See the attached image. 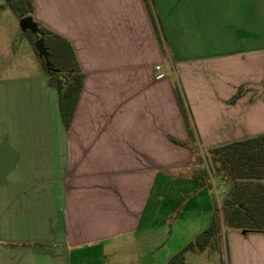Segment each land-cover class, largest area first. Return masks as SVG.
<instances>
[{"label": "crops", "instance_id": "0c3cea01", "mask_svg": "<svg viewBox=\"0 0 264 264\" xmlns=\"http://www.w3.org/2000/svg\"><path fill=\"white\" fill-rule=\"evenodd\" d=\"M33 18L71 43L84 82L67 128L0 11V264H166L214 211L200 154L264 133V0H34ZM228 243V264H264L263 231Z\"/></svg>", "mask_w": 264, "mask_h": 264}, {"label": "trees", "instance_id": "16d2710c", "mask_svg": "<svg viewBox=\"0 0 264 264\" xmlns=\"http://www.w3.org/2000/svg\"><path fill=\"white\" fill-rule=\"evenodd\" d=\"M5 7H9L19 18L33 16L34 0H5L0 4V9ZM38 25L44 34L54 68L48 69L45 59L40 60L49 84L58 91L60 114L65 126L69 128L83 88L84 72L71 43L39 22ZM30 41L34 45L33 34ZM36 53L38 54L37 50ZM242 90L240 88L232 101L239 97ZM178 94L183 104L182 92L179 89ZM183 109L187 115L184 104ZM205 157L209 168L213 169L217 176L226 178L229 187L222 204L215 205L209 225L172 255L166 264H187V253L202 252L218 244L224 227L239 228L244 233L264 232V133L212 147L207 150ZM208 175V168H203L197 173L198 188L207 185Z\"/></svg>", "mask_w": 264, "mask_h": 264}, {"label": "rangeland", "instance_id": "374dc122", "mask_svg": "<svg viewBox=\"0 0 264 264\" xmlns=\"http://www.w3.org/2000/svg\"><path fill=\"white\" fill-rule=\"evenodd\" d=\"M1 1L3 3L5 2V0H0V2ZM3 3H0V4H3ZM6 8H8L9 12L14 14V16H16L18 19V35L14 41V49H16V47L20 45V42H21L20 40L22 37L25 38V40L28 39L30 44H32L30 41V36H31L32 32L30 30H27V31L21 30L20 18L9 7L2 8V9H0V11L4 10ZM32 46H33V49L35 50L36 49L35 45L32 44ZM35 52H36V50H35ZM53 60L56 62L54 56H53ZM201 159H202L201 162L203 163L202 164L203 168H208V173H209L208 180H209L210 186L208 185L207 187L210 189V197L212 199V202L214 203V207L216 204L221 205L223 198H224V195H223L224 192L222 190V187L217 182V180H218L217 175L213 169L209 168V166L207 164L206 157L202 155ZM198 186H199V183H198ZM197 193H199V190H198V188H195L191 193L184 194L182 196V199L180 200L178 208L175 212H170L168 214L162 215V216H164V220L168 224V231L172 230L171 228H173V224L178 219V216L180 215L182 209L186 206V204H188V205L191 204V202H189V201L191 199H193V197H195ZM193 200H195V199H193ZM198 200L193 201L194 205H196V206L201 205V203ZM193 202H192V204H193ZM202 205L204 206V200L203 199H202ZM231 229L232 228L224 227L222 235L219 239V243L215 244L213 246H210L208 251L188 252L187 253V261L189 262V264H228V261H227V255L229 252L228 233L231 231ZM173 238L174 237H170V238L165 237L164 240L162 241V245L160 247L161 248L160 253H161V257L163 260L165 259L166 255H168V251L170 249H172L174 247V245H176V243H177V240L173 239Z\"/></svg>", "mask_w": 264, "mask_h": 264}, {"label": "water", "instance_id": "95a60500", "mask_svg": "<svg viewBox=\"0 0 264 264\" xmlns=\"http://www.w3.org/2000/svg\"><path fill=\"white\" fill-rule=\"evenodd\" d=\"M20 27L22 31L30 30L35 37V48L38 51L39 57L45 59V64L48 69H53L54 66L50 60V51L45 44L44 34L41 31L38 22L33 18L32 15H27L20 18ZM258 88L260 91L263 90L262 85H251Z\"/></svg>", "mask_w": 264, "mask_h": 264}, {"label": "built area", "instance_id": "2783aa9c", "mask_svg": "<svg viewBox=\"0 0 264 264\" xmlns=\"http://www.w3.org/2000/svg\"><path fill=\"white\" fill-rule=\"evenodd\" d=\"M158 68H159V66H158Z\"/></svg>", "mask_w": 264, "mask_h": 264}]
</instances>
